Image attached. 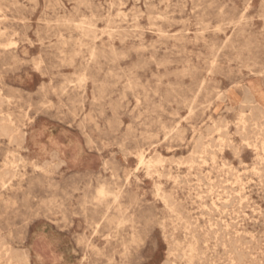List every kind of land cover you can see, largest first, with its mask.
Returning <instances> with one entry per match:
<instances>
[{"label":"rangeland","instance_id":"obj_1","mask_svg":"<svg viewBox=\"0 0 264 264\" xmlns=\"http://www.w3.org/2000/svg\"><path fill=\"white\" fill-rule=\"evenodd\" d=\"M263 20L0 0V264H264Z\"/></svg>","mask_w":264,"mask_h":264},{"label":"bare ground","instance_id":"obj_2","mask_svg":"<svg viewBox=\"0 0 264 264\" xmlns=\"http://www.w3.org/2000/svg\"><path fill=\"white\" fill-rule=\"evenodd\" d=\"M162 2H164V1H162ZM161 2V3H162ZM191 3V2H190ZM134 4V3H133ZM160 5V4H159ZM156 8V7H155ZM191 8V7H190ZM146 11V10H145ZM146 18H148V17H146ZM263 22H264V20H263ZM158 34H160V33H158ZM70 40V39H69ZM77 41V40H76ZM66 45V44H65ZM249 68H250V66H249ZM211 69V68H210ZM251 72V71H250ZM63 93V92H62ZM244 94H245V92H243ZM250 94H251V92H250ZM125 95V94H124ZM138 95V94H137ZM244 96H246V95H244ZM247 96H249L248 94H247ZM147 98V97H146ZM248 98V97H247ZM243 99H245V97L243 98ZM95 100V99H94ZM8 102V101H7ZM49 103H51V102H49ZM45 104V103H44ZM250 104H253V103H250ZM256 104V103H255ZM43 106H45V105H43ZM51 106V105H50ZM190 109V108H189ZM189 111V110H188ZM2 113V112H1ZM89 116H90V114H89ZM253 116H255V115H253ZM174 117V116H173ZM177 117V116H176ZM240 117V116H239ZM250 118H251V116H249ZM90 120H92V119H90ZM185 121V120H184ZM215 125V124H214ZM255 126V125H254ZM165 128V127H164ZM186 128V127H185ZM172 130V129H171ZM236 130V129H235ZM243 130V129H242ZM216 131V130H215ZM168 133H169V131H168ZM148 136V135H147ZM168 136V135H167ZM201 137H202V135H201ZM153 138V137H152ZM157 138V137H156ZM165 138V137H164ZM199 138V137H198ZM255 138V137H254ZM158 139V138H157ZM203 141V140H202ZM171 142V141H170ZM244 142H245V140H244ZM196 144V143H195ZM88 145V144H87ZM202 147V146H201ZM214 147V146H213ZM254 147V146H253ZM261 148V147H260ZM195 149V148H194ZM202 150V149H201ZM205 150V149H204ZM262 150V149H261ZM203 151V150H202ZM201 151V152H202ZM194 154H195V152H194ZM158 155V154H157ZM196 155V154H195ZM156 156V155H155ZM160 156V155H159ZM191 157H192V155H190ZM257 156V155H256ZM182 157V156H181ZM159 158V157H158ZM157 158V159H158ZM184 158V157H183ZM186 158H188V157H186ZM162 159V158H161ZM161 159H158V161L159 160H161ZM181 159V158H180ZM141 160V162H143V160L142 159H140ZM149 160H151V159H149ZM148 160V161H149ZM156 161V160H155ZM261 161V160H260ZM259 161V162H260ZM214 162V161H213ZM148 163V162H147ZM190 163V162H189ZM194 164V163H193ZM254 165V164H253ZM261 165V164H260ZM178 167V166H177ZM246 167V166H245ZM251 167V166H250ZM17 168V167H16ZM161 169H162V167H161ZM210 169V168H209ZM254 169V168H253ZM137 170V169H136ZM149 170V169H148ZM259 170V169H258ZM151 172V171H150ZM152 172H154V171H152ZM223 173V172H222ZM231 173V172H230ZM256 173V172H255ZM171 175V174H170ZM236 175H238V174H236ZM256 175V174H255ZM259 175V174H258ZM161 176V175H160ZM168 177V176H167ZM178 177V176H177ZM137 178V177H136ZM233 178V177H232ZM238 179H239V177H237ZM236 179V178H235ZM228 182V181H227ZM161 184V183H160ZM207 184V183H206ZM188 185V184H187ZM124 187V186H123ZM227 187V186H226ZM238 188H239V186H238ZM210 189V188H209ZM181 191V190H180ZM232 191V190H231ZM217 193V192H216ZM219 194V193H218ZM108 195H110V194H108ZM199 195V194H198ZM102 196V195H101ZM116 196V195H115ZM160 196V195H159ZM116 198V197H115ZM216 198V197H215ZM116 199H118V198H116ZM195 199V198H194ZM226 201V200H225ZM163 202V201H162ZM166 203V202H165ZM239 203V202H238ZM240 204V203H239ZM227 208V207H226ZM225 208V209H226ZM174 211V210H173ZM229 212V211H228ZM173 219V218H172ZM254 219V218H253ZM230 221V220H229ZM209 223V222H208ZM239 225V224H238ZM119 227V226H118ZM201 228V227H200ZM259 229V228H258ZM127 231V230H126ZM222 231V230H221ZM129 233V232H128ZM234 233H235V231H234ZM216 239V238H215ZM249 239V238H248ZM206 245V244H205ZM168 246V245H167ZM245 246V245H244ZM167 249H168V247H167ZM239 249V248H238ZM98 251H99V249H98ZM167 251V250H166ZM176 251V250H175ZM247 253V252H246ZM256 255V254H255ZM214 256V255H213ZM162 264V263H161Z\"/></svg>","mask_w":264,"mask_h":264}]
</instances>
